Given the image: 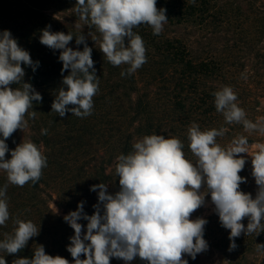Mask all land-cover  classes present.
<instances>
[{"label":"trees","instance_id":"trees-1","mask_svg":"<svg viewBox=\"0 0 264 264\" xmlns=\"http://www.w3.org/2000/svg\"><path fill=\"white\" fill-rule=\"evenodd\" d=\"M76 3L77 0H0V32L10 31L19 46L29 52L34 64L39 62L35 71L21 64L25 71L22 82L31 84L42 96L29 109L37 112L36 118L26 115L27 127L17 129L5 141L9 148L5 159H11V151L23 140L35 143L47 158V166L35 184L29 181L23 187L12 185L6 172L0 170V187L8 184L10 213L6 224L0 226V241L5 233H13L16 219L31 220L39 228V234L30 238L18 253L0 251L6 264L19 258H33L38 245L44 246L46 254L61 256L69 264H75L67 251L74 229L64 216L76 211L81 202L84 214H94L93 205L100 202L99 189L90 190L93 185L104 183L108 194L118 192L116 158L131 152L133 144L145 135L179 138L186 158L193 163L196 157L187 139V130L193 122L201 130L225 129L224 135L216 138L224 148L231 146L233 139L244 136L249 154H240L246 159L239 173L246 179L240 191L255 198L258 190L251 174L250 155L254 146L264 145V134L247 132L242 124L226 123L215 109L212 93L231 86L248 120L255 123L264 118V0H195L194 4L192 0H157V8L166 9L168 22L159 35H153L148 25L134 29L144 41L147 62L132 75L123 77L121 72L129 65L113 66L107 61L100 50V33L95 26L79 19L74 11ZM48 26L52 32L71 33L73 39L68 47L73 50L83 51L84 44L76 43L78 35H83L92 49L99 91L93 97L92 114L87 117H77L70 111L61 117L52 111L58 90L61 87L66 90L62 81L70 69L62 75L63 63L59 60L62 50L40 43L42 30ZM18 86L10 85L13 89ZM42 129H47V134H42ZM208 203L210 207H206ZM214 208L208 194L205 204L190 217L207 220L204 228L207 250L194 260L187 254L182 258L188 264H264V252L257 251V244H264V231L241 233L235 238L237 248L229 251L230 230L221 225ZM210 211L212 215L205 217ZM78 223L83 226V237L88 221L82 218ZM242 223L246 228L248 219ZM80 259L86 257L81 254ZM143 262L148 264L136 257L128 264ZM110 264L126 262L112 257Z\"/></svg>","mask_w":264,"mask_h":264},{"label":"clouds","instance_id":"clouds-1","mask_svg":"<svg viewBox=\"0 0 264 264\" xmlns=\"http://www.w3.org/2000/svg\"><path fill=\"white\" fill-rule=\"evenodd\" d=\"M195 3V0H192ZM79 19L95 26L100 33V50L113 66L129 65L121 76L132 75L147 62L146 48L142 37L134 29L148 25L153 35H159L168 22L166 9L157 8V0H77L74 8ZM127 38V45L125 44ZM71 33L52 32L50 26L42 30L40 43L53 50H62L59 60L63 63V85L52 102V111L64 117L67 112L77 117L92 114L93 97L99 91V78L95 74L92 49L83 35L76 36V43L84 44L83 51L68 47ZM95 40V37H93ZM33 67L28 51L19 46L8 30L0 32V170L7 174L8 183L23 187L31 181L37 183L42 169L47 166L46 156L32 141H24L11 151L6 140L17 129L27 127L26 115L36 118L33 101L42 96L29 83L21 64ZM91 70V71H90ZM246 78V77H245ZM19 85L13 89L10 85ZM217 112L226 123L242 124L245 131L264 134V118L253 123L246 112L238 106V97L231 86H223L212 93ZM72 107H68V106ZM47 134V129L41 130ZM225 129H205L193 122L187 130L188 147L196 157L195 163L186 158L184 144L179 138L163 135H145L133 144L128 154L116 159L115 173L120 190L108 194L107 185L91 186L99 189L100 203L93 205V215L83 213V202L77 210L64 216L74 229L67 251L75 264H110V258L122 259L128 264L136 257L148 264H188L182 257L187 254L193 260L207 250L204 239V218L190 219L192 214L205 204L210 194L214 210L225 229L230 230L229 251L235 250V238L241 233L252 235L264 231V145L251 153L252 176L258 186L255 198L240 191L246 179L239 175L246 159L240 156L248 152V140L244 136L233 139L231 146L224 148L216 142ZM7 187H0V226L10 218L7 202ZM203 189V190H202ZM102 205V209H101ZM101 211L103 214H101ZM87 223L82 237L80 219ZM247 218L245 228L242 221ZM12 234L5 233L0 241V251L15 254L39 234V228L31 220L16 219ZM85 241L89 243H85ZM257 251L264 252V244H257ZM83 254L86 259H80ZM0 264H6L0 257ZM12 264H69L61 256L46 254L44 246L38 245L33 258H19Z\"/></svg>","mask_w":264,"mask_h":264},{"label":"rangeland","instance_id":"rangeland-1","mask_svg":"<svg viewBox=\"0 0 264 264\" xmlns=\"http://www.w3.org/2000/svg\"><path fill=\"white\" fill-rule=\"evenodd\" d=\"M256 150H258V146H254L253 148H252V152H254V151H256ZM211 206V204L210 203H208L207 205H206V207H210ZM52 208L55 210V211H57L56 210V207L54 206V205H52ZM212 213H213V211H210L209 213H206L205 214V217H208L209 215H212ZM143 264H146L145 262H143Z\"/></svg>","mask_w":264,"mask_h":264}]
</instances>
